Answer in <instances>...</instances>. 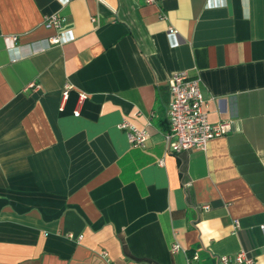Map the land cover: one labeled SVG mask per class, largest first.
Wrapping results in <instances>:
<instances>
[{"label":"crops","instance_id":"crops-1","mask_svg":"<svg viewBox=\"0 0 264 264\" xmlns=\"http://www.w3.org/2000/svg\"><path fill=\"white\" fill-rule=\"evenodd\" d=\"M182 71L231 132L172 155ZM262 224L264 0H0V264H264Z\"/></svg>","mask_w":264,"mask_h":264},{"label":"built area","instance_id":"built-area-1","mask_svg":"<svg viewBox=\"0 0 264 264\" xmlns=\"http://www.w3.org/2000/svg\"><path fill=\"white\" fill-rule=\"evenodd\" d=\"M148 2L152 3L153 0H148ZM211 6H215V4ZM161 18L165 19L166 17L162 16ZM93 20L95 21V19ZM64 22V18L53 15L46 19L45 24L48 28L60 29ZM169 33L170 35H176L177 31L170 28ZM68 40L70 39H65L59 35L49 39L47 43L48 45H54ZM7 41H9V44L15 45L17 37H8ZM30 86L38 88L33 83ZM71 89L72 86L67 84L63 91L64 103L69 99ZM170 92L172 99L167 109L169 131L164 136L168 154L180 155L185 151L205 150L210 140L224 137L231 132L230 121H221L215 124L208 121V102L201 93L199 77H193L187 71L176 73L170 81ZM79 96L81 102L87 98L84 93ZM75 115L79 116L80 112L76 111ZM119 128L126 133L132 147L146 148L150 139L148 127L140 129L124 120ZM203 209H208V206L205 205ZM234 227L238 229L239 224L237 221L234 222ZM259 229L264 240V224L260 225ZM179 249V245H175L173 248L174 252ZM101 257L106 264H114L106 251L101 253ZM194 259H198V255H195ZM218 264H255V261L244 252H239L235 255L220 257Z\"/></svg>","mask_w":264,"mask_h":264}]
</instances>
